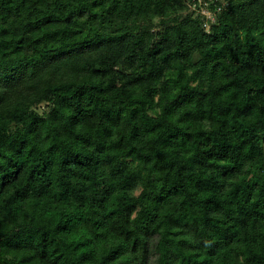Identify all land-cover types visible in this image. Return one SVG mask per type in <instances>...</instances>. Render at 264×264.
<instances>
[{"label":"trees","instance_id":"16d2710c","mask_svg":"<svg viewBox=\"0 0 264 264\" xmlns=\"http://www.w3.org/2000/svg\"><path fill=\"white\" fill-rule=\"evenodd\" d=\"M0 264H264V0H0Z\"/></svg>","mask_w":264,"mask_h":264}]
</instances>
